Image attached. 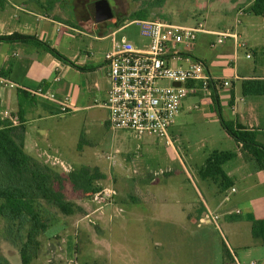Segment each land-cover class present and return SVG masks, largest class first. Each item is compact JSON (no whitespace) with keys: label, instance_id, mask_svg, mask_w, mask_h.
Wrapping results in <instances>:
<instances>
[{"label":"rangeland","instance_id":"1","mask_svg":"<svg viewBox=\"0 0 264 264\" xmlns=\"http://www.w3.org/2000/svg\"><path fill=\"white\" fill-rule=\"evenodd\" d=\"M160 1L109 0L114 11L126 12L137 10L140 6H149L157 11ZM175 1L169 0L167 12L174 10ZM187 12L175 13L166 18L171 23L187 26L205 22L204 17L198 22L195 19L186 20L184 17L188 16ZM230 24L233 25L232 20ZM205 25L208 27V22ZM139 31L138 25L132 24L122 34L143 48L148 41L140 36ZM130 34L133 36L130 37ZM201 38L199 34L198 40L186 52L191 49L192 58L205 61L204 57L211 53L207 45H200ZM246 53L252 59L248 60ZM238 59L240 66H249L251 69L260 62L261 53L250 43L248 49L240 50ZM200 97H189L183 102L174 127L169 131L172 145L151 135L136 138L128 131H114L99 121L97 111L95 119L86 126V129L91 128L89 132L83 129L75 131L71 116H57L52 120L53 125L49 122L47 126L52 129L54 141L76 146L64 157L72 165L71 169L64 171L58 165L32 163L26 182L30 183L32 172L40 171L52 189L64 193L70 202L85 212L65 216L55 205L43 200L38 194L33 195L34 209L48 229L37 236L41 250L39 257L31 264H233L236 255H239V258L236 257L241 264H251L262 259L259 256L264 252V245L250 232V225L245 222L234 223L238 220L251 221L252 212L247 210L245 204L251 194L238 195L229 187L220 188L219 199H225L224 206L222 209L213 206V215L217 216V220L212 223L199 219L186 222L179 217L181 206L187 210L184 212L192 211L197 215L199 212L196 210L202 207V198L197 190L206 197L202 183L213 187L218 178L222 179L213 173L199 174L198 178L194 170L206 165V160L215 150L235 154L224 164H234L233 159L236 157L237 142L228 137V133L226 135L221 123L212 120L211 112L217 113L220 119L218 108L215 107V112L213 109L207 110L199 103ZM189 104H197L200 108L187 110ZM220 105L222 113L223 107L228 105ZM222 116L226 122H231L224 113ZM116 149L120 151L116 152ZM98 158L101 159V172L107 174L98 183L102 194L85 197L67 181L68 173L88 165L95 168ZM181 160L186 164L190 177L185 175ZM191 165L195 169L192 170ZM245 187L243 181L236 183L239 193ZM105 189L113 190L115 194L108 198L103 192ZM102 205L105 209L103 214L99 213ZM118 208H124L126 214L134 209L144 218L127 220L125 215V219L120 216L118 223ZM226 212L241 213V216L229 219L224 217ZM99 214L102 217H98ZM168 215H173L178 220L177 224L167 223ZM30 230L28 217L16 222L0 219V257H5L10 264H22L17 245L27 240ZM12 239L16 240L17 245L11 242ZM243 243H249V248H240ZM226 248L231 260L226 258ZM245 249H251L252 253Z\"/></svg>","mask_w":264,"mask_h":264},{"label":"crops","instance_id":"2","mask_svg":"<svg viewBox=\"0 0 264 264\" xmlns=\"http://www.w3.org/2000/svg\"><path fill=\"white\" fill-rule=\"evenodd\" d=\"M93 1L96 0H0V36L18 34L35 38L71 62L64 61L32 42L0 41V119L11 121L4 117V114L8 113L11 118L18 120L17 125L25 126L23 150L31 160L39 164L58 165L64 171H69L72 165L64 157L76 146H70L72 143L67 145L54 141L52 129L47 124L49 122L52 124V120L57 116L64 118L71 116L70 121L75 131L83 129L89 132L91 128L86 129V126L95 119L97 111L99 121L108 126L109 112L104 104L111 83L109 64L105 55L112 47L113 34L115 33L119 39L125 36L122 33L135 24V21L165 22L168 21L167 16L183 11H188V16L184 17L186 20L195 19L198 22L204 17L206 32L201 33L200 45L203 47L207 45L211 54L205 56L203 59L205 61L202 62L206 64L211 75L230 82V87H220L213 94L218 96L219 107L221 103L228 105L223 107L221 115L224 113L231 122L257 130V140L264 145V94L245 95L243 92L245 81H264V16H256L249 12L255 0H176L173 4L175 8L171 12L166 10L169 0H163L157 11L149 6H140L132 12L115 11L114 19L97 24L93 22L88 11V4ZM230 20L233 21V25L230 24ZM207 22L208 27L205 25ZM226 32L235 35V38H227L223 43H219L221 37L218 34ZM132 36L130 34V37ZM250 43L261 53L260 62L251 69L249 66L238 64L240 50L248 49ZM134 45L136 46L135 43ZM188 53L191 56L192 50L190 49ZM246 58L250 60L252 56L246 53ZM226 64L228 65L225 66ZM2 82L13 84L14 87L6 86ZM39 90L53 93L59 100L67 101L69 107L67 113H62L56 103L37 96L35 93ZM19 91L25 92L22 100L19 99ZM198 100L207 110L213 109L215 112V107L218 108L213 96L203 95ZM191 106L194 105L189 104L187 110ZM211 113L212 120L220 124L217 113ZM228 137L232 139L230 135ZM118 151L120 149H116V152ZM214 152L225 153L219 150ZM100 158L94 167H101ZM187 158L192 162L189 156ZM233 161L234 164L226 163L221 166L227 181L223 182V179L218 178L217 184L213 187L203 182L206 197L199 189L197 190L202 198V207L196 210L199 212L197 215L192 211L184 212L186 209L181 206L179 216L181 220L196 222L199 219L208 223V217L213 215V206H216V209L223 208L225 199L221 201L219 193L220 188L224 189L227 186L231 191L235 189V192H232H237L238 195L251 194L245 203L247 210L252 212L251 221L264 219V169H259L254 158L238 143ZM191 166V169H195ZM205 166L194 170L198 178L199 174H204ZM181 167L188 177L189 170L182 160ZM103 173L107 175L106 172ZM241 181L246 183V187L239 193L236 183ZM103 205L100 206L101 210L99 209L101 214L105 213ZM118 210L120 211L116 214V218H119L118 223L120 216L125 219V215L127 220L144 218L143 214L134 209L129 211V214H126L124 208ZM228 213L230 212H226L224 217L231 219L241 216V213ZM101 214L98 217H102ZM167 217H169L167 223L177 224L178 220L173 218V215ZM251 221L238 220L234 223H248L252 232ZM258 240L263 245L262 241ZM249 246V243H243L240 248ZM244 251L252 253L251 249ZM236 256L239 258V255ZM236 256L233 264H241ZM259 258L262 259L256 261V264H264V252L260 253Z\"/></svg>","mask_w":264,"mask_h":264},{"label":"built area","instance_id":"3","mask_svg":"<svg viewBox=\"0 0 264 264\" xmlns=\"http://www.w3.org/2000/svg\"><path fill=\"white\" fill-rule=\"evenodd\" d=\"M134 23L148 44L139 48L126 36L118 39L114 33L112 47L105 55L111 83L104 104L109 112L108 126L114 131L131 132L138 138L155 136L172 145L169 131L183 102L189 97H212L220 87H230V82L211 75L204 62L194 60L186 52L197 41L198 35L206 32L203 23L195 27L160 20ZM218 36L221 37L219 43L227 38H235L229 32ZM2 83L14 87L13 84ZM35 94L56 103L62 113H67V101H61L55 94L42 90ZM198 108V105H194L189 110ZM4 117L14 125L18 124V120L8 113ZM232 191L235 192V189ZM103 192L108 198L115 194L110 189ZM101 194L98 192L96 195ZM216 220L217 216L208 217V223Z\"/></svg>","mask_w":264,"mask_h":264},{"label":"trees","instance_id":"4","mask_svg":"<svg viewBox=\"0 0 264 264\" xmlns=\"http://www.w3.org/2000/svg\"><path fill=\"white\" fill-rule=\"evenodd\" d=\"M162 2L163 0L158 3V7L161 6ZM249 12L256 16H264V0H255L249 8ZM0 41L32 42L52 52L64 61L70 62L50 46L32 37L14 34L11 36H0ZM243 92L245 95H263L264 81H245L243 83ZM23 95H25V92L19 91L20 100H22ZM213 97L215 104L220 109L218 96L213 95ZM219 113L220 123L226 132L242 146L244 151L254 158L259 169H264V145L257 140V130H251L234 122H226L221 115V111ZM25 132V126L14 125L9 120L0 119V219L7 222H16L25 217L29 218L31 230L27 240L19 246L16 244L15 239H12L11 242L17 245L22 264H31L39 257L41 250V243L37 236L40 232H46L48 229L34 209L33 195L38 194L43 200L55 205L65 216H73L77 212L84 213L85 210L81 207H76L61 191L52 189L48 185L47 178L38 170L31 173L30 183L26 182V175L31 170V164L39 163L31 160L23 150ZM234 156L235 154L231 152H214L207 160L204 174L213 173L215 176H221L223 182L227 181L221 166ZM105 178L106 175L98 167H82L78 170L70 171L67 181L76 192L81 193L85 197H92L100 191L99 181ZM252 234L255 238L260 239L264 245V219L253 221ZM225 255L227 259L231 260V255L227 248ZM0 264H10V262L5 257H0Z\"/></svg>","mask_w":264,"mask_h":264},{"label":"water","instance_id":"5","mask_svg":"<svg viewBox=\"0 0 264 264\" xmlns=\"http://www.w3.org/2000/svg\"><path fill=\"white\" fill-rule=\"evenodd\" d=\"M88 11L94 23H102L115 18L113 6L109 0H96L88 4Z\"/></svg>","mask_w":264,"mask_h":264},{"label":"flooded vegetation","instance_id":"6","mask_svg":"<svg viewBox=\"0 0 264 264\" xmlns=\"http://www.w3.org/2000/svg\"><path fill=\"white\" fill-rule=\"evenodd\" d=\"M115 12V11H114Z\"/></svg>","mask_w":264,"mask_h":264}]
</instances>
